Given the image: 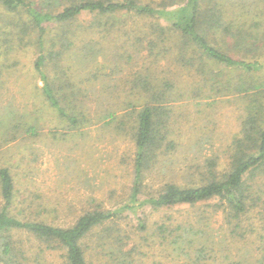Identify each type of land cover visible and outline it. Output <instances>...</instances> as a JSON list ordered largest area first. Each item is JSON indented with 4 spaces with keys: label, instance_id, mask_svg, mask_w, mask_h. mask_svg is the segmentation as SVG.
I'll return each mask as SVG.
<instances>
[{
    "label": "rangeland",
    "instance_id": "1",
    "mask_svg": "<svg viewBox=\"0 0 264 264\" xmlns=\"http://www.w3.org/2000/svg\"><path fill=\"white\" fill-rule=\"evenodd\" d=\"M32 1L35 6L46 5L44 0ZM49 1L50 8L44 9L54 13L63 10L64 4L59 0ZM144 1L161 8V0ZM230 3L226 20L236 27L251 21L244 12L235 10L233 1ZM26 16L24 11L10 12L0 7V117L9 110L17 118L23 113H34L40 123L39 135L18 133L15 140L0 149V168L10 166L16 181L13 213L67 227L95 207L121 209L114 233L127 235L137 245L133 264H197L176 255L168 241L156 240L152 234L156 223L164 213L172 214L177 220L196 221L203 212L206 218L201 220V225L212 234L224 222L223 213H212L213 208L205 204L200 208L182 206L159 211L143 205L137 212L124 207L130 204L135 184V133L139 114L148 103L163 105V123L158 126L168 140L175 142V148L168 152L164 148V151L156 150L155 160L144 170L143 193L139 195L142 200L145 194L153 193L170 180L181 184L197 182L202 173L207 174L211 159L215 162L212 169L219 173L228 170L232 141L240 132L246 105L256 92L247 88L256 80L262 88L264 72L234 70L212 60H196V66H191L180 57L178 45L181 46L182 39L170 29L164 17L118 15L116 22L107 27L105 24L89 29L75 26L77 54L73 53L63 63L76 87L88 91L86 108L91 107L92 119L81 129L68 130L35 89V84L43 83L34 65L37 32L22 31L20 24ZM92 18L85 11L76 22L82 27ZM4 19L8 20L6 26L2 25ZM256 30L262 31L263 26ZM214 37L212 44L217 48L247 62L257 61L254 45L237 42V36L224 37L221 31ZM152 42L157 45H151ZM88 44L90 48L94 46V56L79 57L78 47ZM191 53L196 57L200 54ZM259 61L264 70V60ZM160 93H166V100L156 103L152 96ZM107 108L117 116H124L123 128L118 129L114 121L107 124V118L100 119ZM258 183L263 191L264 175ZM2 202L0 188V205ZM140 220L149 229L142 231ZM244 224L258 230L264 219L256 209L244 217ZM15 236L31 256L39 257L41 264H61L59 251L38 254L42 242L27 232ZM85 242L87 254H95V250L101 253L95 257L96 264H111L105 251L95 247L96 233ZM222 244L225 250L213 252V257L203 260V264H236L246 251L259 254L258 240L254 237Z\"/></svg>",
    "mask_w": 264,
    "mask_h": 264
},
{
    "label": "trees",
    "instance_id": "2",
    "mask_svg": "<svg viewBox=\"0 0 264 264\" xmlns=\"http://www.w3.org/2000/svg\"><path fill=\"white\" fill-rule=\"evenodd\" d=\"M59 1L64 4V8L57 13L44 9L50 8L49 0L43 1L46 4L44 6H35L32 0H0V7L10 12L24 11L27 18H23L20 24L22 31L37 32V56L34 65L43 83L35 84V89L56 111L68 130L81 129L92 119L91 107L86 108L88 91H80V86L76 87L69 68L63 63L66 58H72L73 53L77 54L75 26L89 29L105 24L107 27L116 22L118 15L164 17L170 29L182 39L181 46L178 45L181 50L180 57L191 66H196V60H212L234 70L264 72L259 61L264 60V0H161V8L144 0ZM230 1H233L235 10L244 12L251 19L249 23L237 24L236 27L230 20H226L232 4ZM85 11L91 13L93 18L85 22L86 26L81 27L76 20ZM7 23L8 20L4 19L2 25L6 26ZM261 26L263 30L257 31L256 28ZM219 31L224 37L230 36V39H234L237 36V42L254 45L257 49V61L247 62L213 45L214 35ZM152 44L157 45L156 42ZM82 46L78 47L81 51L78 52L79 57L94 56V46ZM191 51L200 54L196 57ZM261 86V82L256 80L247 88H254L256 92L246 105V115L241 121L240 132L232 141V160L228 170L219 173L212 169L215 162L211 159L207 174L202 173L197 182L181 184L170 180L153 193L145 194L142 200L139 195L143 193L144 170L155 160L156 150L164 148L168 152L175 148V142L168 140L158 126L163 123V105L148 103L139 114L135 133V184L130 204L124 207L131 212H137L143 205L159 211L182 206L200 208L205 204L206 207L213 208L212 213H223L224 222L212 234L201 225V220L206 218L203 212L196 221L177 220L172 214L164 213V217L156 223L152 231L154 238L160 242L168 241L170 250L189 262L203 264V260L213 257V252L225 250L222 247L223 241H230L232 244L254 237L258 240L256 247L259 254L246 251L235 263L246 261L249 264H264V225L257 230L247 228L244 224V217L256 209L264 219V190L260 189L258 183L259 177L264 175V85L262 88ZM234 89L236 91V87ZM166 97V93L152 96L156 103L164 102ZM99 112L100 110L96 115ZM105 118L108 119L107 124L114 121L118 129L125 125L124 116H117L111 109L103 110L100 119ZM39 127L40 123L34 113H23L17 118L14 111L9 110L4 117H0V149L4 144L15 140L18 133L34 137L39 135ZM0 188L3 198L0 205V264H41L39 257L31 256L21 239L15 236L19 232H27L42 242L38 254L59 251L61 264H96L95 257L101 253L95 250V254H87L85 242L93 232L98 237L95 247L105 251L111 264L134 263L137 245L130 242L127 235L114 233L118 227L121 209L95 207L79 216L73 225L61 227L21 218L13 213L17 188L12 169L8 165L0 168ZM110 223H115V227ZM139 228L142 231L149 229L141 220Z\"/></svg>",
    "mask_w": 264,
    "mask_h": 264
}]
</instances>
